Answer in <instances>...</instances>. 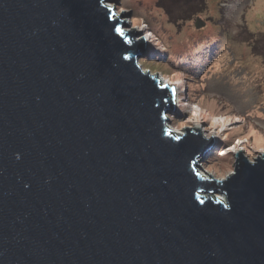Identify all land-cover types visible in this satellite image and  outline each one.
<instances>
[{
  "label": "water",
  "instance_id": "1",
  "mask_svg": "<svg viewBox=\"0 0 264 264\" xmlns=\"http://www.w3.org/2000/svg\"><path fill=\"white\" fill-rule=\"evenodd\" d=\"M105 1L0 0V264H264V153L201 174Z\"/></svg>",
  "mask_w": 264,
  "mask_h": 264
},
{
  "label": "rangeland",
  "instance_id": "2",
  "mask_svg": "<svg viewBox=\"0 0 264 264\" xmlns=\"http://www.w3.org/2000/svg\"><path fill=\"white\" fill-rule=\"evenodd\" d=\"M206 1L183 23L169 21L157 0L105 4L127 23L125 30L140 31L137 40L150 37L151 48L138 57L142 69L179 86L168 128L226 140L197 167L205 177L208 171L225 179L235 172L238 153L252 162L264 153V0ZM198 17L206 22L202 28Z\"/></svg>",
  "mask_w": 264,
  "mask_h": 264
},
{
  "label": "trees",
  "instance_id": "3",
  "mask_svg": "<svg viewBox=\"0 0 264 264\" xmlns=\"http://www.w3.org/2000/svg\"><path fill=\"white\" fill-rule=\"evenodd\" d=\"M157 5L166 13L169 21L183 23L207 6L206 0H157ZM225 5V4H224ZM200 13H198L199 15ZM242 30H245L244 28Z\"/></svg>",
  "mask_w": 264,
  "mask_h": 264
},
{
  "label": "bare ground",
  "instance_id": "4",
  "mask_svg": "<svg viewBox=\"0 0 264 264\" xmlns=\"http://www.w3.org/2000/svg\"><path fill=\"white\" fill-rule=\"evenodd\" d=\"M172 86H174V89L176 90L175 92V95H176V101H180V98H181V91H180V88L177 84H172ZM177 103V102H176ZM172 111H177L176 108H173ZM177 135H182L180 133H176ZM205 176V175H204ZM219 199H223L222 196H218Z\"/></svg>",
  "mask_w": 264,
  "mask_h": 264
}]
</instances>
